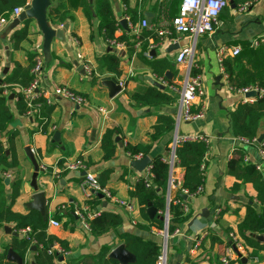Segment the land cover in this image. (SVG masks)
Masks as SVG:
<instances>
[{"label": "crops", "instance_id": "obj_1", "mask_svg": "<svg viewBox=\"0 0 264 264\" xmlns=\"http://www.w3.org/2000/svg\"><path fill=\"white\" fill-rule=\"evenodd\" d=\"M135 1L139 3V14L152 13L148 26L141 28L140 31L149 29L156 33L157 28L169 27L172 17L169 0H130V3L133 5ZM241 1L227 0V5L220 11L213 31L197 37L194 62L197 65L196 72L203 80L204 94L194 100L192 109L194 111L202 109L204 115L196 120L180 121L177 131L178 134L206 135L209 138V145L204 156L202 190L184 198L186 207L193 213L189 220L191 224L189 225L188 221L180 225L178 228L182 233L169 238L168 264H179L184 260L185 255H190L194 264H209V260L214 259L215 256L221 260L225 255L228 245L225 242H213L210 234L216 233L226 242L224 229L229 228L232 230L230 233L236 235L237 225L245 215L249 198L255 199L256 196V191L249 182L240 183L236 190H232L234 183L238 181L227 173V163L236 151L242 152L243 162L254 164L264 178V154L260 152V149L264 150V117L259 121L258 134L254 140L244 141L232 134L229 124L230 112L239 103L252 102L255 96L246 97L245 93L230 87L220 65L221 47L227 49L239 47L240 52L237 55H242L260 45L261 43L255 45L253 41L264 36V0H254L249 8L239 11ZM61 2L68 15L67 19L58 24L50 21L45 15L48 27V32L45 34L37 19L32 18L28 25L27 37L20 43L18 49L12 47L10 34L15 29H20L23 21L9 32L7 27L11 21L0 29V78L9 73L15 63L28 66V56L39 53L42 58L39 89L47 91L56 86H67L83 94L87 99V104L76 105L57 97L51 105L44 107L49 110L47 115H42L44 109L42 107L39 113L32 116L18 114L15 99H9V105L14 113V120L10 126L18 130L15 138L18 164L13 170L0 173V208L10 206L12 211L19 213L29 210L28 205L34 193L30 187L33 168L25 155L24 147L30 146L42 168L37 176V184L46 197V230L49 234L67 241L68 244V250L61 252L57 260L58 264L66 259H78L83 255L95 254L105 245L114 248L119 244L117 232L112 231L94 237L76 215L75 211L85 202V193L78 179L82 176L80 174L82 171L52 172L53 169H57L56 167L59 168L66 161H73L78 156H82L87 163V169L95 174L104 168H110L106 187L116 198L130 201L134 206L132 212H127L124 207L103 197L99 198L100 202L91 210H114L122 217L118 232H130L160 242L159 230L155 227L150 231H142L135 227L141 218L129 191L138 177H144L147 169L137 171L132 168L129 162L134 158H130L129 152L125 151L124 147L128 143L146 144L147 133L155 124L158 113L171 114L175 118L178 99L174 93L169 92L167 84L179 80L180 69L175 63V55L180 47L187 46L191 42L188 35L172 32L170 38H165L160 45L153 46L151 38H148L150 55L147 52H140L139 41L136 42L134 53L129 55L124 46L116 49L103 37L102 31L97 27L96 18H92L90 22L77 0H61ZM110 3L114 19L119 24L115 35L121 34L123 30L131 34L128 17L124 14L121 1L110 0ZM123 19L126 21L125 25L121 23ZM142 19L147 20L143 16L136 24ZM153 20H156V25L153 24ZM65 24L66 29L63 28ZM55 29L63 30V39L51 33ZM169 40L172 41L168 42ZM173 43H177L178 48L166 52ZM107 52H115L119 56L118 77L105 72L98 63V58ZM166 55L174 62L175 72L166 70L172 73L171 80L165 75L156 76L147 64L150 56L161 58ZM227 57L234 56L226 55L223 60ZM7 63L8 70L3 74ZM106 76H114L122 83L120 91L113 96H110L109 90L101 84L102 78ZM155 82L162 84L164 88L161 90H166L174 97L173 103L162 107H134L129 95L134 92L142 93L148 87L154 86ZM260 93L258 91L257 95ZM99 108L104 109V112ZM110 127L118 128L114 138L118 136L122 145L119 146L114 141L116 143L114 157L104 162L101 160L99 142L104 130ZM55 131L60 134L58 142L53 139ZM174 132L175 125L171 133L153 143L148 156L151 158L156 153L165 156L167 152L164 147L166 144L169 146ZM260 135L262 139L258 141ZM3 139L4 135L0 134V140ZM175 174L180 180L183 169L178 166ZM5 177L8 178L7 184L4 183ZM15 177L21 179V187L16 198L10 202L11 181ZM176 191V188L171 189V197H174ZM51 220L58 221L59 226L52 225ZM4 225L11 227L10 224L0 225V253L15 237L3 230ZM12 230L16 231L13 228ZM17 234L20 235L18 232ZM198 236L201 237L200 244L194 252H190L194 239ZM57 247L58 245L55 244L54 248ZM246 254L247 252L242 256ZM33 256L34 252L29 250L25 257L26 262L32 263ZM237 258L239 257L235 256L232 260ZM248 262L264 264V252L261 253L259 260L248 259Z\"/></svg>", "mask_w": 264, "mask_h": 264}, {"label": "trees", "instance_id": "obj_2", "mask_svg": "<svg viewBox=\"0 0 264 264\" xmlns=\"http://www.w3.org/2000/svg\"><path fill=\"white\" fill-rule=\"evenodd\" d=\"M124 7V14L128 17L129 22L134 25L144 15L139 14V3L135 1L132 5L130 0H120ZM145 1V0H142ZM46 9V15L50 21L61 24L67 19V13L61 0H49ZM79 6L84 10L88 20L96 18V24L102 31L103 37L107 40H114L123 44L125 50L130 55L134 53L136 42L140 45V52H147L150 55L148 38L153 43L159 41V37L153 30L142 29L138 37L129 34L123 30L121 34L115 35V30L119 27L118 22L114 19L110 0H77ZM27 0H0V15L11 11L14 7L25 6ZM180 0H169V9L171 15H175L178 10ZM31 18L22 22L20 29H15L10 34L12 47L18 49L20 43L26 39L28 25ZM156 25V20H153ZM156 49V48H154ZM33 55L28 56L29 65L24 67L15 63L13 69L0 78V134L4 139L0 140V173H7L13 170L18 164L15 150V138L18 134L16 128L11 127L14 120V113L9 105V95L13 94L15 99V108L18 114H25L27 110L26 103L22 94L16 91L15 87L28 85L32 80L30 68L33 63ZM175 60V59H174ZM99 65L105 72L116 77L120 74L119 56L115 52H107L98 58ZM153 74L164 77L166 70L175 72L174 62L166 55L161 58L150 56L147 60ZM224 72L227 75V82L233 89H243L255 87L262 90L260 95L254 97L252 102L239 103L236 108L229 114L230 130L235 137L242 140L251 141L259 129V121L264 117V43L251 48L242 55H236L232 58L227 57L222 62ZM3 85H6L7 95H3ZM129 100L134 107L147 106L162 107L173 103L174 97L166 90H161L156 86L148 87L144 92H134L129 95ZM45 107V106H44ZM43 107V108H44ZM49 110L43 109L42 115H47ZM45 117V116H44ZM175 120L171 114L158 113L155 124L147 133L148 141L146 144H126L124 149L129 152L130 158L136 153H142L146 156L150 153L153 143L163 136L169 134L174 129ZM264 128V123H263ZM118 128H106L100 138L99 147L101 150V160L106 162L111 160L115 154L116 143L113 138ZM264 147V146H263ZM169 146L164 147L167 152ZM208 146L202 141H183L175 147V156L178 166L183 169V174L176 188V194L171 198L168 204V232L171 233L176 227L187 223L193 213L190 209L185 210L183 203L182 189L188 194L194 193L199 186L203 184V173L200 165L204 160ZM8 152V153H7ZM87 166L82 156H78ZM150 175L149 185H146L143 176L138 177L133 183L129 194L134 199L140 216L135 227L142 231H150L152 227L160 230L163 227V221L157 216L149 218L146 214L148 202L156 209V215H161L165 209V192L167 190L168 166L163 161V155L156 153L151 157L148 165ZM111 172L110 168H104L96 174L97 181L101 187H106V180ZM227 173L233 175L238 182L234 183L232 190H236L240 183L249 182L256 191L255 199L249 198L246 204V212L239 221L236 229L238 240L244 245L249 260H259L261 253L264 252V242L257 241L253 234L264 233V178L262 173L252 163L243 162V153L239 150L228 160ZM79 180L82 176H79ZM21 179L15 177L11 181L10 202H12L19 193ZM100 199L94 195L87 201L90 209L99 203ZM10 224L20 235L15 236L9 245L3 248L0 253V264H29L26 262V254L32 245L35 246L32 263L34 264H58L57 260L61 252L68 250L67 241L49 234L47 228V217L43 219L39 211L29 209L25 213L12 211L10 206L0 208V225ZM122 224L121 215L114 210H100L98 214L87 219L88 230L94 237L101 236L108 232H117L119 243H122L127 251L134 255L133 262L128 264H156L160 254V245L155 240L145 239L137 234L130 232H118V227ZM227 242L219 235H211V240L217 243H224L232 246L229 228L223 230ZM230 240V243L228 242ZM57 244L60 251L54 248ZM169 241L167 249L169 250ZM113 246H102L95 254H87L78 259H66L59 264H119L118 261L109 257V252ZM11 249L20 258L21 263L7 259L6 253ZM169 254V252H168ZM167 254V255H168ZM235 260L237 262H235ZM230 260L227 263L222 262L217 256L209 260V264H249L242 263L239 258ZM30 263V264H32ZM179 264H194L190 255H185L184 260Z\"/></svg>", "mask_w": 264, "mask_h": 264}, {"label": "built area", "instance_id": "obj_3", "mask_svg": "<svg viewBox=\"0 0 264 264\" xmlns=\"http://www.w3.org/2000/svg\"><path fill=\"white\" fill-rule=\"evenodd\" d=\"M254 0H242L238 10L243 11L250 7ZM227 5V0H180L177 13L173 15L169 21L170 25L168 28L161 27L156 29V35L159 37V41L153 44V46L160 45L163 43L164 39L170 38L172 32L178 34H186L189 36L191 42L184 47H180L175 55V63L180 69L179 80L175 83H169L168 90L171 93H174L178 99V108L175 113V132L169 143V149L165 156H163V161L167 163L168 166V180H167V190L165 197V209L161 215H165L163 221V227L159 230L160 235V254L156 260V264H168V240L174 235H180L182 230L176 227L171 233L168 232V204L171 200V189L177 188L179 186L178 178H176L175 170L178 167V161L175 156V147L177 144L183 141H202L207 146L209 145V138L206 135L193 133V134H178V124L180 121H192L199 118H202L204 112L202 109L194 111L192 109V104L195 99L201 97L204 94V86L201 75L197 73V65L194 62V51L196 48L197 37L210 33L213 31L215 25L218 22V15L220 11ZM23 10V6L14 7L11 11L6 12L0 15V29H2L9 21L16 17ZM128 27L134 36H138L140 29L148 26V21L142 19L140 23L132 25L129 20ZM110 44L114 45L116 49L123 47V44L120 42H115L114 40H107ZM172 40H169L170 42ZM264 42V36H261L253 41L255 45ZM240 48L233 47L227 49L221 47L219 50L220 53V65L222 71H224V66L222 64L223 57L226 55L236 56L239 54ZM33 63L30 68V74L33 76L32 80L26 86L15 87L16 91L20 92L24 98V101L27 106L25 112L26 115H35L39 113V109L44 106L51 105L55 98H64L69 100L76 105L87 104L86 97L76 92L75 90L67 86H56L52 90L39 89V76L42 71V58L39 53L34 54ZM0 63H1V54H0ZM224 73V72H223ZM225 79H227L226 73H224ZM119 86H122L121 82H118ZM166 84V82H164ZM3 95H7L8 91L6 85H3ZM249 90L262 91L255 87H248L243 89H238L242 93H246ZM100 111L104 112V109L99 108ZM254 140V139H253ZM246 141V140H244ZM260 152L264 154V150L260 149ZM143 157L142 153H136L133 158L141 159ZM52 172L56 171H85V174L80 180V187L85 193V202L84 204L75 211L76 215L80 218L83 226L88 229L87 219L98 214V211L91 210L87 201H89L94 195L98 193L102 194L104 198L109 199L115 204H118L127 212H132L134 210L133 203L130 201L122 200L116 198L107 187H101L97 181L96 174L89 171L80 159H75L73 161H66L61 167H56ZM200 170L204 173L205 170V160L202 161L200 165ZM147 177H149L147 179ZM145 183L149 185L150 175L148 168L144 174ZM202 190V186H199L197 190L188 194L186 190H181L185 197H191L196 193ZM183 208L187 210L186 205L183 203ZM50 223L54 226H59V222L56 220H51ZM132 223L135 224V221L132 220ZM229 237L232 243L236 246L237 251L240 255L246 253L244 245L241 241L238 240L237 236L234 233H229ZM201 237L198 236L194 239V243L190 249V252H194L198 245L200 244ZM57 250L60 251L59 246ZM236 255L235 251L229 245L226 248L225 255L221 258V261L227 263L232 260Z\"/></svg>", "mask_w": 264, "mask_h": 264}, {"label": "water", "instance_id": "obj_4", "mask_svg": "<svg viewBox=\"0 0 264 264\" xmlns=\"http://www.w3.org/2000/svg\"><path fill=\"white\" fill-rule=\"evenodd\" d=\"M48 5H49V0H30L29 2H27L25 4V6H23V10L16 17H14L11 20V22L9 23V25L7 27V31L8 32L11 31L20 22L24 21L27 18H31V19L36 18L37 21L40 23V25L43 29V32L46 34L48 32V30H47L48 27L46 25V16L45 15H46V7ZM144 16L147 18L148 22L151 21L152 13L145 12ZM121 23L125 25L126 24L125 19H123L121 21ZM63 28L66 29L67 25L66 24L63 25ZM51 33H55V36L57 38L63 39V30L62 29H55V30L51 31ZM177 48H178V44L173 43L172 45H170L166 49V52H170V51L177 49ZM7 70H8V63L6 64L5 68L3 69V74H5L7 72ZM164 75L169 80L172 79V73L170 71H165ZM101 84L109 90L110 96L115 95L121 89V87L119 86L118 80L114 76H106V77L102 78ZM154 86H156L160 89L164 88V86L162 84L157 83V82L154 83ZM257 94H258V91H256V90H249L244 95L246 97H252V96H256ZM12 97H13V94H10L9 99H11ZM59 136H60V134L58 131H55L53 133V139L57 140V142L59 141ZM261 139H262V135H260L257 140L260 141ZM114 141L117 142V144L119 146L122 145V142L119 140L118 136H115ZM24 152H25V155L28 158V160L30 161L32 168H33V172L31 174V178H30V187L33 189L34 193L32 194L31 201H30L28 206H29V209H35V210L39 211L42 218L46 219V205H45L46 204V197H45V193H44V191L39 189V186L37 184V176H38V173L42 170V168L39 166L37 158L34 155V152L30 146H25ZM150 162H151L150 156L146 155V156L142 157L141 159H132V160H130L129 163H130V166L132 168H134L135 170L142 171L145 168L146 169L148 168V165L150 164ZM80 174L83 176L85 174V171H82ZM148 178L149 177H147V179ZM4 183H6V184L8 183L7 177L4 178ZM97 196L101 199L103 198V195L100 193H98ZM183 198H186L185 195L183 196ZM146 214L149 218H153L154 216H157L162 221H164V219H165V215H156V209L153 207V205L150 202H148V204H147ZM199 214L202 215V213H199ZM188 224L190 225L191 221H189ZM3 230L6 233H10L11 235H14V236L18 235L17 232L13 231L12 228L8 225H4ZM253 238L256 239L257 241L264 242V233L253 234ZM228 242L230 243V240H228ZM231 247L235 251L236 255L240 258L242 263L248 262L247 257L240 255V253L236 249V246L233 243H232ZM29 250L34 252L35 246L32 245ZM108 255H109V257L116 259L119 264H128L130 262H133L135 259L134 255L131 254L129 251H127L122 243H119L114 248H112ZM6 258L14 260L17 263H21V258L15 252H13L11 249H9L7 251ZM32 264H34V263H32ZM176 264H178V263H176Z\"/></svg>", "mask_w": 264, "mask_h": 264}, {"label": "rangeland", "instance_id": "obj_5", "mask_svg": "<svg viewBox=\"0 0 264 264\" xmlns=\"http://www.w3.org/2000/svg\"><path fill=\"white\" fill-rule=\"evenodd\" d=\"M246 256H247V255H246ZM246 256H245V257H246Z\"/></svg>", "mask_w": 264, "mask_h": 264}]
</instances>
